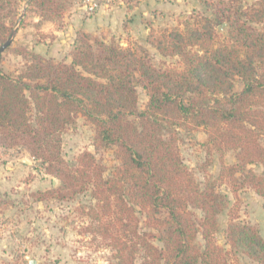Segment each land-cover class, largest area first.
<instances>
[{
    "label": "trees",
    "instance_id": "16d2710c",
    "mask_svg": "<svg viewBox=\"0 0 264 264\" xmlns=\"http://www.w3.org/2000/svg\"><path fill=\"white\" fill-rule=\"evenodd\" d=\"M21 1L0 0V45ZM71 1L27 3L41 19L57 22ZM198 1L208 15L192 13L148 35L161 55L178 57V67L156 68L146 55L78 31L68 61L19 47L29 57L23 67L13 75L0 69V146L22 148L59 181L27 197L66 201L87 194L89 228L112 251L105 264H134L138 254V264H229L235 252L264 264L258 228L237 222V208L216 188L225 184L236 194L247 187L264 199V174L249 167L264 168V0ZM223 23L226 35L217 31ZM237 81L242 87L234 90ZM136 85L147 95L143 109ZM79 113L93 126L95 150L114 147L119 164L112 175L104 177L87 150L72 164L63 158L61 133ZM178 128H202L219 155L214 180L199 185L183 164ZM228 151L234 163L224 162ZM227 207L225 248L215 236Z\"/></svg>",
    "mask_w": 264,
    "mask_h": 264
},
{
    "label": "rangeland",
    "instance_id": "374dc122",
    "mask_svg": "<svg viewBox=\"0 0 264 264\" xmlns=\"http://www.w3.org/2000/svg\"><path fill=\"white\" fill-rule=\"evenodd\" d=\"M27 1L23 0L19 3L18 12L19 16L22 15L21 22L15 23L17 32L12 43L0 53V69L11 75L16 74L29 60V57L26 60L18 54L19 47L46 58L53 56V59L59 61L62 59L68 61V52L73 47L70 40L67 44L57 40L56 32L63 29L66 13L81 5V0H72L57 22L41 19L37 10L30 7ZM142 1L111 0L107 3L109 6L140 7L135 10H139L137 16L143 18V24L136 25L134 22L127 23L123 20L118 21L116 28L97 30L90 34L102 38L105 42L114 41L139 55H146L156 68L178 67V57L161 55L149 42V33L164 27L178 26L192 13L208 15L210 11L206 10L198 0H178L180 3L178 5H176L177 0H166L168 2L165 1V6L160 9H154L156 1H148L146 6ZM200 1L216 2L217 0ZM238 1L240 6H243L254 0ZM101 2L104 4L106 1ZM135 12L132 16H135ZM227 27V24L223 23L217 27V31L226 35ZM78 31L83 30H77L76 33ZM241 87L242 83L237 81L233 89L239 90ZM135 89L137 107L143 109L147 95L141 86L136 85ZM93 135L92 124L79 113L73 123L61 133L62 156L72 164L79 153L87 150L102 164L103 176H110L119 164V160L113 154L114 147L95 150L92 146ZM178 148L183 164L199 185H202L206 179L216 178L220 169L219 155L206 144V135L202 128L188 130L178 128ZM234 155L233 151L226 152L224 162L234 163ZM249 167L258 174H264L261 165ZM58 183L56 178L43 174L38 161L22 148L0 146V264H105L111 260L112 251L106 241L89 228V217L84 213L90 204L87 194H80L66 201L51 199L36 202L27 197L31 191L45 190L57 186ZM216 188L226 194L229 208L232 206L237 208L236 221L256 226L264 238V199L247 187L240 189L236 194L231 193L225 184L219 183ZM228 207L218 215V232L215 236L217 243L225 248L227 245L224 228L228 220ZM191 211L195 217L200 216L199 210L191 208ZM153 242L159 247L162 246L158 240ZM196 242L202 244L199 234ZM140 260L141 255L138 254L134 264H138ZM229 264L257 263L244 254L235 252Z\"/></svg>",
    "mask_w": 264,
    "mask_h": 264
},
{
    "label": "crops",
    "instance_id": "0c3cea01",
    "mask_svg": "<svg viewBox=\"0 0 264 264\" xmlns=\"http://www.w3.org/2000/svg\"><path fill=\"white\" fill-rule=\"evenodd\" d=\"M148 1L150 2L156 1L155 3L156 5L154 9H160L165 6L166 0H143L142 4L146 6L148 4ZM178 4L180 3L177 0L176 5ZM135 9H140V7L137 8L136 6V7L129 8V6L124 7V5L109 6V4H105L100 7L98 12H96L95 14L89 15L86 13L84 8L81 5H79L77 8L72 9L66 13L64 17V25L62 27L63 29L56 32L58 35L56 39L61 40L63 44L64 43L67 44L68 40H70L71 45H72L74 35L77 30H83L88 33H94L97 30H103V29L111 28V27L116 28L119 22L123 20L126 21L127 23L134 22L136 23V25H141L143 24L144 20L143 18L138 17L139 15L137 16V13L139 10L136 11ZM133 12H135V16H132ZM137 17L138 19H140L139 21Z\"/></svg>",
    "mask_w": 264,
    "mask_h": 264
},
{
    "label": "built area",
    "instance_id": "2783aa9c",
    "mask_svg": "<svg viewBox=\"0 0 264 264\" xmlns=\"http://www.w3.org/2000/svg\"><path fill=\"white\" fill-rule=\"evenodd\" d=\"M102 0H81V6L84 8L87 14L91 15L98 11V9L102 6L103 4L101 2ZM103 5L108 4L107 2H110L111 0H105Z\"/></svg>",
    "mask_w": 264,
    "mask_h": 264
},
{
    "label": "water",
    "instance_id": "95a60500",
    "mask_svg": "<svg viewBox=\"0 0 264 264\" xmlns=\"http://www.w3.org/2000/svg\"><path fill=\"white\" fill-rule=\"evenodd\" d=\"M21 17L22 15H20L18 17V21H17V24L19 23V21L21 20ZM17 32V28H13L12 31H11V34L9 35V37L6 39V41L0 45V53L5 50L11 43H12V40H13V37L14 35L16 34Z\"/></svg>",
    "mask_w": 264,
    "mask_h": 264
}]
</instances>
